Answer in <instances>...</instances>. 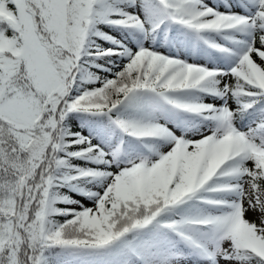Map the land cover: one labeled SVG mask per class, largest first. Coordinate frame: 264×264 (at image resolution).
<instances>
[{
  "label": "snow or ice",
  "instance_id": "snow-or-ice-1",
  "mask_svg": "<svg viewBox=\"0 0 264 264\" xmlns=\"http://www.w3.org/2000/svg\"><path fill=\"white\" fill-rule=\"evenodd\" d=\"M0 264H264V0H0Z\"/></svg>",
  "mask_w": 264,
  "mask_h": 264
}]
</instances>
